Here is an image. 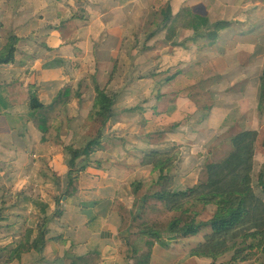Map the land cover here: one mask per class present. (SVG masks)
Instances as JSON below:
<instances>
[{
	"label": "rangeland",
	"instance_id": "1",
	"mask_svg": "<svg viewBox=\"0 0 264 264\" xmlns=\"http://www.w3.org/2000/svg\"><path fill=\"white\" fill-rule=\"evenodd\" d=\"M97 1L100 0H91L90 2L97 3ZM112 1L121 4L120 6H122L124 12L129 11L128 14H123L119 17L121 22H123L126 16L122 30L116 28L112 33L104 32L93 39L94 43H92V46L96 45L95 50L99 54L94 59H88L82 63L81 67L74 68L70 63H64L61 66H56L58 68L56 71L53 70L55 71L53 72L54 78H61L71 91L68 93L69 95L66 94L69 102L62 109L59 118L54 121H61L57 125L54 124V126L62 128V137L58 141L46 143L50 148V154L42 153V158L37 162L39 166L38 168L35 166V169H39V175H36V171L34 173L29 172L31 179L38 176L39 180L46 185L44 188L45 199L52 200L59 197L65 189L68 167L63 156V145L68 143L81 145L86 139L93 136L97 130L94 123L89 122L86 118L95 97L94 84H98L100 88H105L115 100L121 91L119 93L120 97L123 93L127 97L133 94L138 97V101L132 108L126 106V100H122L123 104H119L116 101L114 109L117 119L114 123L110 122L102 128L100 138L102 140V149L95 151L92 156L94 160L91 159L87 162L78 161L77 168L81 169V165L84 167V171L78 172L81 180H83L80 186H82L84 192H87L82 194L85 200H91V198L87 197L97 196L101 190L103 197L104 195L108 196L109 192H116L118 195L119 193H125V189L135 180H140L142 183L140 195L142 193L145 194L147 187L152 181L151 175L153 174L140 166L139 160L141 156L150 150L149 147L151 145L159 148L168 146L169 135L166 136L160 130L170 122L184 118L186 114L191 115L188 131L186 132L189 144L184 147L174 148L175 166L171 171L177 188L184 189L195 184L197 180L202 179L203 163L209 156L215 162H219L227 156L231 148L229 141L233 132L232 129L244 130L249 128L258 133L259 139L255 161H264V149L262 146L264 115L260 114L256 108L259 97V77L264 66V0H171L172 14L178 15L181 20L187 15L194 14L207 17L210 22L219 20L231 22V27L223 31L215 39L213 47L207 48L208 45L203 42L198 43V47L201 50V58L209 57L207 63L204 64V61H202V64H204L202 68L216 76L211 82L213 84L209 87L214 106L208 117H202L203 112L195 109L190 101L179 95V105L182 103L184 105L180 109L181 113L176 112L170 106L169 99H172L170 95L177 89V83L174 85L170 82L167 85L169 81L162 80L160 77L163 74L170 77L176 73L171 69L178 67L179 62L177 60L179 55H172L168 59V63L164 65L159 62V58L165 53L171 54L173 45L170 43L169 48L160 46L157 48L158 52L151 51L154 50L156 45L152 48H146L145 51H141L139 48L143 43L142 41L145 40V35L152 23L159 19V13L164 8L167 0ZM74 8L75 12L78 13L76 9H79V7L74 6ZM146 19L148 21L147 25ZM141 28L140 34H136ZM177 31L178 38L172 42L174 44L184 41L187 35L189 37L193 35V29L189 25L179 27ZM10 34L14 35L12 31H9L5 37L6 41ZM112 35L114 37H110ZM138 35L140 41H138ZM135 37L137 44L133 46ZM6 41L4 43L2 40V44L4 43L3 45H5ZM79 45L85 47V43H79ZM79 49L81 48L79 47ZM86 52L78 56H85ZM158 53L159 58L157 59ZM78 56L76 59H79ZM58 58V56H55L47 59L48 61L43 64V67L46 68L48 62ZM71 59L73 60V58ZM169 62H178V64L172 66L169 65ZM114 66L116 68L113 75ZM202 68H197L201 74L204 72ZM176 71L181 73L182 69ZM28 73L31 76H36L35 73H32V70L30 72L28 70ZM12 79L15 81L17 77L12 75ZM179 79L193 80H189L188 76L179 77ZM19 80L26 82L23 76H20ZM34 81L36 83L39 82L38 79ZM59 81L62 84L63 81ZM33 87L35 88L36 85H33ZM76 91L79 92V99L74 96ZM20 103L21 118H18V122L15 125L22 119L23 128L16 130L19 131L20 137H25V123L28 121L32 126L33 116L23 105L24 102L20 101ZM174 106L176 107L177 105L175 104ZM119 121H123V124L115 126ZM76 125L77 127L72 130V127ZM31 126L30 128L33 127ZM28 136L30 145L33 136L30 134ZM112 136L123 138L125 144L113 143L110 139ZM203 137H205L206 141L200 144L199 142ZM125 151L129 153L126 158H124ZM42 166L43 168H41ZM1 167L7 172L9 168L8 162L3 163ZM17 167L18 171H20L19 168L21 166ZM13 179L15 181L20 179V177L14 176ZM110 181H115L116 183ZM2 188L6 189V183L2 185ZM49 192L51 195H49ZM256 192L264 199L263 194L258 190ZM1 194L4 198L7 197L4 192ZM20 194H15V196L19 197ZM104 200L112 201L111 199ZM116 200L120 204L124 203L123 205L128 203L126 196L123 201ZM54 219L57 220L59 218ZM70 224L71 221L67 220L64 226H69ZM60 225V223H55L52 219L51 224L47 226H49L51 234L57 235L64 231ZM80 238L79 236L78 239L80 240ZM170 240L171 243H174L172 239ZM80 241L83 242L84 239ZM88 243L82 244L83 251L100 247L99 245L95 247L87 246ZM115 243L114 241L109 250L105 249V252L112 256L109 261L105 258L106 264H118L120 262L123 264L116 256ZM54 244L56 243L52 242L51 245L53 246ZM169 247H172V245ZM156 249L155 253H153L155 264H163L161 262L166 264H206L204 261L189 259L185 252L177 255L170 248L168 249L169 251L166 249L163 251L159 247H156ZM53 263L56 264L55 261Z\"/></svg>",
	"mask_w": 264,
	"mask_h": 264
},
{
	"label": "trees",
	"instance_id": "2",
	"mask_svg": "<svg viewBox=\"0 0 264 264\" xmlns=\"http://www.w3.org/2000/svg\"><path fill=\"white\" fill-rule=\"evenodd\" d=\"M57 1L60 0H54ZM67 1L71 10L74 6L79 7L76 9L78 13H74L73 17L83 19L85 13L83 5L89 0ZM159 14V19L152 23L145 40L139 46L141 51L154 47L159 41L172 43L178 28L186 25L193 29L194 39L211 42L231 27V22L227 20L210 22L207 17L194 14L187 15L181 20L178 15L172 14L171 0L166 1ZM134 39L133 46H136L137 39L136 37ZM16 44L17 38L10 34L6 44L0 48V68L15 63ZM66 59H54L47 65L61 66L70 63L72 67L79 68L83 63L81 59ZM115 68L116 66L113 67L112 73ZM179 75L180 72L177 71L167 80L174 85L177 83L176 93L190 101L195 109L203 112L202 117H208L214 106L209 87L216 76L206 73L203 77L188 81L179 79ZM28 88L27 109L33 116V128L41 135L39 142L50 143L59 139L63 131L60 126H54V121L59 118L62 109L69 102L66 96L71 91L69 86L64 85L49 104L39 101L33 86L30 85ZM94 93L95 97L86 118L94 123L97 130L81 145L70 143L63 145V156L68 167L67 183L60 196L54 198L57 206L63 198L67 202L82 198V194L87 193L80 186L83 180L79 172L84 171V167L81 165V169H78L77 163L79 160L87 162L93 159L95 151L102 149L100 139L102 128L117 119L114 97L98 84H94ZM74 96L78 98L79 92L76 91ZM5 104L13 106L7 93V83L0 82V106ZM256 108L264 115V66L259 77ZM2 112L1 110L0 114ZM190 116L186 114L184 118L170 122L160 132L166 136L183 133L188 127ZM232 131L229 154L220 162L205 160L202 167L203 178L184 189L175 186V178L171 174L175 166L174 149L151 145L150 150L141 156L140 166L149 170L154 175V180L151 175L152 181L145 194L141 195L139 193L142 190L141 181H133L128 186V190L134 189L130 206L118 203L121 226L118 234L115 235L116 256L124 264H155L152 259V248L155 244L165 249L170 248L177 255L185 252L189 259L204 261L206 264H264V199L256 192L258 190L264 195V161H255L259 136L249 128L232 129ZM110 139L115 144H125L121 137L112 136ZM262 146L264 149V139ZM125 152L124 158L129 156V153ZM24 200L37 206L36 199L25 197ZM47 209V203L41 204L40 221H32L26 229H23V239L13 249V259H20L22 253L31 250L41 252L47 240L53 239L55 242L65 244L62 234L53 238L47 237L49 234L47 224L50 218ZM58 211L59 208L56 209L57 213ZM2 212L0 208V221L3 219ZM43 214L44 218H42ZM98 219L97 215H92L88 219L86 227L91 232L99 230L98 222L94 231L90 226V223ZM34 230L38 231L39 240L35 239ZM170 239L174 243H171ZM171 245L172 247H169ZM68 254L74 256L70 258ZM101 262L98 253L88 249L79 254L68 249L62 257V264H101Z\"/></svg>",
	"mask_w": 264,
	"mask_h": 264
},
{
	"label": "crops",
	"instance_id": "3",
	"mask_svg": "<svg viewBox=\"0 0 264 264\" xmlns=\"http://www.w3.org/2000/svg\"><path fill=\"white\" fill-rule=\"evenodd\" d=\"M90 1L83 6L85 9L84 18L79 19L73 17V14L76 13L75 8L71 11L67 0L57 2H54V0H0V48L5 43V37L9 31H12L17 37L15 63L11 66L0 68V82L7 83V93L13 104V106L8 104L0 106V111H3L0 114V208L3 211V219L0 221V264H54L53 261L56 264H62L63 254L68 249H72L76 254H79L83 252L82 244H86V242H89L87 246H100L90 250H95L102 259L101 264H106L105 258L109 261L112 256L106 253L105 249L109 250L114 241L117 246L115 235L118 234L121 223L119 220V205L116 199H122L123 201L126 196L128 203L125 205L129 207L134 190H128L127 188L125 189V193L118 192L119 195L116 192H109L108 196L104 195V197L101 190L97 196L87 197L91 198V200H85L82 196V198L71 199L66 202V199L63 198L57 206L53 200L54 198L52 200L45 199L44 188L46 185L43 181L39 180L38 176L33 177V179L29 177L30 171L33 173L36 171V175H39V169H35V166L38 168L39 164L37 162L42 158V153L50 154L49 146L46 143L39 142L41 135L31 126L30 122L26 121L25 123V137H20L19 131L16 130L23 128L21 124L22 119L15 125L18 122V118H21L20 101H23V105L27 108L28 87L30 85H36V94L39 101L43 104H49L58 91L65 85L61 78L56 79L53 76V72L58 69L56 68V64H48L46 68L43 67V64L48 61L47 59L54 58L55 56H58V59H76L78 55L85 51H87L85 56H78L83 63L88 59H94L99 53L95 50L96 45L92 46V43H94L93 39L97 38L101 33H112L114 29L120 28L122 30V27H124L126 16L123 22H121V18L119 17L120 15L128 14L129 11L124 12L122 6H120L121 4L115 3L112 0H100L97 3ZM138 6L140 8L139 4ZM110 7L112 8L110 9ZM147 22L146 19V25ZM141 30L142 28L136 34H140ZM177 38L178 32L175 36V39ZM2 40L4 41L3 44ZM138 41H140L139 35ZM123 42L129 46L124 40ZM199 42L208 45L207 48L215 45L214 41L194 39L193 35L192 37L187 35L184 41L178 44L171 43L173 45V52L171 54L165 53L159 58L158 53L156 57L164 65L168 63V59L172 55H179L177 60L179 65L171 69L172 71L177 72L176 70L182 69L179 77L188 76L189 79L203 77L206 73H209L206 72L208 70L202 68V65L207 63L209 57L205 56L201 58V50L198 47ZM79 43H85V47L80 46ZM169 44V42L159 41L154 50L151 51L158 52L157 48L160 46L169 48ZM202 61H204V64H202ZM178 62H169V65L173 66L174 64H178ZM198 67L203 69L204 72L202 74L198 72ZM28 70L29 72L32 70V73H35L36 76H31ZM11 73L17 77L15 81L12 79ZM20 76H23L26 82L19 80ZM160 78L168 81L169 77L163 74ZM36 79L39 80L38 83L34 81ZM59 80L63 81L62 84H60ZM167 85H169V82ZM175 92L170 95V98H172L169 99L170 106L176 112L181 113L180 109L184 105L183 103L179 105L180 95ZM119 93L115 101L123 104L122 100H126L128 108L135 106L138 97L133 94L127 97L125 93L120 97ZM2 97L4 98L3 95ZM175 104L177 105L176 107L174 106ZM58 122L61 121L57 120L54 124L57 125ZM122 122H117L115 126L122 125ZM76 127L77 125L72 127V130ZM187 131L188 127L183 133L169 135L168 146L164 148L174 149L188 145L189 138L186 134ZM29 134L33 136L32 145H29ZM59 139L53 141L55 142ZM203 141H206L205 137L199 143L201 144ZM208 160L213 161L210 159V156ZM5 162L9 164L7 172L1 167ZM17 166H21L19 168L20 171H18ZM14 176H18L20 179L14 181ZM5 183L6 189L4 190L2 185ZM3 192L7 194L6 198L1 194ZM19 193L22 195L20 194L19 197H16L15 194ZM49 195H51L50 192ZM25 197L32 200L36 199L37 206L31 202H26L24 200ZM104 199H111L112 201L109 202ZM45 203L48 205L47 215L49 214L50 217L48 218L49 223L47 225L51 224L52 219L55 223L61 224L60 226L64 231H61L60 234L64 236L65 244L63 242H55L53 239L47 240L41 252L31 250L22 253L20 259H13V249L23 239V229H26L32 221H40V206ZM57 208L60 209L58 213L56 212ZM92 215L99 217L97 221L90 223L94 231L98 222L100 228L97 232H91L86 227V223ZM44 217L45 215L43 214L42 218ZM54 218L59 219L55 220ZM67 220H70L71 224L64 226ZM47 228L49 229V226ZM49 234L47 237L51 238L60 235L51 234L50 230ZM79 236L81 237L80 240L84 239L83 242L78 239ZM34 237L39 240L38 231L36 230H34ZM163 240L165 241L166 239L164 238ZM52 242L56 243L53 245L54 247L51 245ZM70 243L72 245L71 248ZM156 247L165 251L163 246L155 244L152 248V259L153 253L157 250ZM67 256L72 258L74 255L68 254ZM161 263L166 264L165 262ZM118 264H121V262Z\"/></svg>",
	"mask_w": 264,
	"mask_h": 264
},
{
	"label": "built area",
	"instance_id": "4",
	"mask_svg": "<svg viewBox=\"0 0 264 264\" xmlns=\"http://www.w3.org/2000/svg\"><path fill=\"white\" fill-rule=\"evenodd\" d=\"M120 201H122V199H120Z\"/></svg>",
	"mask_w": 264,
	"mask_h": 264
},
{
	"label": "water",
	"instance_id": "5",
	"mask_svg": "<svg viewBox=\"0 0 264 264\" xmlns=\"http://www.w3.org/2000/svg\"><path fill=\"white\" fill-rule=\"evenodd\" d=\"M69 256H71V255H69Z\"/></svg>",
	"mask_w": 264,
	"mask_h": 264
}]
</instances>
